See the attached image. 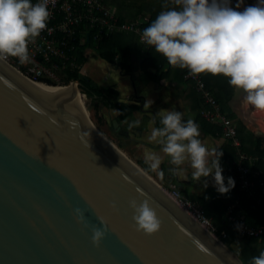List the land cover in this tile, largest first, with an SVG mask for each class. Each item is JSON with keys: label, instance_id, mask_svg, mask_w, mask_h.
I'll return each mask as SVG.
<instances>
[{"label": "water", "instance_id": "water-1", "mask_svg": "<svg viewBox=\"0 0 264 264\" xmlns=\"http://www.w3.org/2000/svg\"><path fill=\"white\" fill-rule=\"evenodd\" d=\"M132 198L150 201L158 232L135 230ZM97 213L107 219L99 246ZM0 264L234 263L85 124L76 90H32L0 64Z\"/></svg>", "mask_w": 264, "mask_h": 264}, {"label": "clouds", "instance_id": "clouds-1", "mask_svg": "<svg viewBox=\"0 0 264 264\" xmlns=\"http://www.w3.org/2000/svg\"><path fill=\"white\" fill-rule=\"evenodd\" d=\"M48 3L49 0H0V61L16 57L21 64L29 62V43L47 28ZM174 4L176 7L163 6L165 10L142 30L140 41L153 47L173 68L187 69L192 75H223L231 87L244 93L246 105L264 111V0L243 10H237L239 3L236 8L229 6V0H174ZM155 116L160 126L151 127L147 140L160 146L163 156L146 151L144 163L148 170L162 180L160 165L168 157L173 166L169 171L174 175L187 179L182 167L187 163L193 181L211 177L220 194L235 186L232 177L225 184L219 162L222 152L206 146L193 119L185 120L177 110L161 109ZM139 125L137 119L128 127ZM128 206L133 210L131 219L136 231L152 235L160 230L162 221L148 199L138 202L132 198ZM110 207L115 209V203ZM73 214L77 223L89 227L82 209H73ZM97 217L101 227H91L95 246L107 231V219L98 213ZM251 264H264V251L254 256Z\"/></svg>", "mask_w": 264, "mask_h": 264}, {"label": "crops", "instance_id": "crops-1", "mask_svg": "<svg viewBox=\"0 0 264 264\" xmlns=\"http://www.w3.org/2000/svg\"><path fill=\"white\" fill-rule=\"evenodd\" d=\"M104 1L111 7L116 16L122 15L124 17L123 20L126 21H138L140 26L149 16L148 11L145 9L146 5H159L161 6L160 11L165 10L163 7L165 4H167L168 8L176 7L174 0ZM238 3L240 7L237 10H243L246 6L256 4L257 0H242V2L241 0H230L229 6L236 8ZM137 43L139 42L137 41ZM141 60L142 55L139 51L132 53L129 57L130 70L126 73L121 71L118 66H112V63H107L102 60L103 63L99 60L102 63L100 69L104 86L111 87L116 91L114 100L136 106V109L128 116L117 122L120 133L122 134L121 136L125 140L122 142V148L126 151L127 157L133 160L143 171L142 168L148 170V166L144 163V153L146 151H155L163 156V153L160 152V146L155 143H150L147 137L150 135L151 127L160 126L159 118L155 116L158 111L161 109L177 110L182 112L185 120L191 118L199 125L201 133L200 139L209 149L215 148L217 151L222 152L219 162L223 169L222 175L225 177V184H227V178H233L234 174L231 166L232 159L229 157V148L231 146L219 132L212 134L201 128L197 120L199 104L190 90L189 82L176 78L172 70L168 71L166 75L160 77L157 75L156 78L149 79L140 68ZM167 66L164 64L161 72H166ZM110 71H113V77H110ZM147 71L153 73V69L151 68H147ZM207 75L210 77V81L219 87L216 90L222 98V103H224L225 108L232 114V120H236L240 126L249 131L254 137L259 138L261 143L264 144V111L246 105L242 99L244 93L241 90L231 87L227 82V78L223 75ZM227 93H229L228 97ZM109 115L112 117V120H115L116 111L109 107ZM137 119L140 120L139 127L129 129L128 124ZM154 120L155 123H153ZM229 120L232 123L231 119ZM168 159V157H164L160 165V169L164 172L162 180L156 173L148 170L150 173L148 174L144 171L158 186H166L168 189L174 188L182 195L195 197L206 203L216 198V201L224 207L236 202V200L233 202L230 201L232 192L229 191L226 194L218 193L211 177H202L199 181H193L191 179L192 169L187 163L182 166L187 179L172 174L169 168L173 166L169 164ZM205 182L207 186H205Z\"/></svg>", "mask_w": 264, "mask_h": 264}, {"label": "built area", "instance_id": "built-area-1", "mask_svg": "<svg viewBox=\"0 0 264 264\" xmlns=\"http://www.w3.org/2000/svg\"><path fill=\"white\" fill-rule=\"evenodd\" d=\"M32 2L36 3L38 0H32ZM48 9L50 17L47 28L28 45L29 62L21 64L16 57H8L2 61L32 81L54 80L57 82L60 75L64 78L66 72L77 73L79 64L76 62V56L79 47H83L80 52L83 55L84 48H94L95 42L113 33L135 34L137 41L147 47L140 41L143 30L140 23L135 20H118L104 0H49ZM182 78L191 84L203 105L199 111L200 117L210 124L217 125L220 135L234 149L235 158L231 166L238 192L251 198L255 205L261 206L264 210V155L257 158L240 150L235 128L220 109L200 74L192 75L187 69H182ZM69 82L76 83V81ZM65 85L67 84L63 83L61 86ZM258 161L260 165H257ZM165 194L197 224L204 227L212 236L214 235L213 226L197 202L180 194L174 188L168 189ZM234 209V203L226 205L224 218L238 236L258 237L264 232V219L260 224L249 225ZM224 236L223 231L217 235L219 239Z\"/></svg>", "mask_w": 264, "mask_h": 264}, {"label": "trees", "instance_id": "trees-1", "mask_svg": "<svg viewBox=\"0 0 264 264\" xmlns=\"http://www.w3.org/2000/svg\"><path fill=\"white\" fill-rule=\"evenodd\" d=\"M145 9L148 11L149 16L148 19L141 24V27L144 29L147 27L152 20L155 19L157 14L160 12L161 6L159 5H146ZM118 20H123L124 17L122 15L117 16ZM83 47H79L78 54L76 56V62L81 64L83 62V56L80 54ZM96 52V55L99 59L107 62L113 63L116 59L118 67L123 72H128L130 70L129 57L134 52H140L142 55V60L140 62V68L142 69L144 75L149 79H154L158 75L163 76L166 75L168 71L172 70L176 75V78L182 79V69L173 68L168 63L165 57L161 54L157 53L153 47L143 45L137 43V38L135 34L132 33H113L109 36L102 38L95 42V46L93 48ZM166 64L167 69L166 72H161L162 66ZM147 68L153 69V73H149ZM202 80L205 85L211 90L216 102L218 103L220 109L225 113L228 119H231L232 125L235 128L236 135L239 139L240 150L247 155L255 156L260 158L264 155V144L261 143V140L257 137H254L249 131L239 125L236 120H232L233 116L228 110L225 108L224 103H222V98L218 95L216 89L219 87L212 81H210V77L202 73L200 74ZM76 81L77 87L81 89V91L88 97L96 99L100 98L104 101V103L114 109L116 111V122L122 120L124 117L128 116L136 106L133 104H125L118 101H115L116 91L111 87L102 88L97 86L96 89L92 88L87 80H84L82 76L78 75L75 71L66 72L64 76V82ZM190 90L193 93L197 103L199 104V109L197 112V120L201 126V128L207 132L215 134L219 132V127L215 124H210L204 121L200 115L199 111L203 108V105L198 98L197 93L192 89L191 84ZM229 93H227V97ZM210 124V125H209ZM209 125V126H207ZM230 158L233 160L235 158V152L233 148H229ZM257 165H260L259 161ZM143 171L150 174L146 168H142ZM233 169V168H232ZM231 199L233 202L236 200L235 211L239 212L244 219V221L249 225H257L260 224L264 219V210L261 206H257L254 204L251 198H247L241 195L236 186L230 189ZM191 200L197 202L201 208L205 216L209 219V222L214 228V235H218L220 231L225 233L223 238H220V242L228 248L236 257L239 259L241 264H251L252 258L254 256H258L261 251H264V232L258 237H243L238 236L231 226V224L226 221L224 218V210L225 207L220 205L213 198L210 202H204L198 198L190 197Z\"/></svg>", "mask_w": 264, "mask_h": 264}, {"label": "rangeland", "instance_id": "rangeland-1", "mask_svg": "<svg viewBox=\"0 0 264 264\" xmlns=\"http://www.w3.org/2000/svg\"><path fill=\"white\" fill-rule=\"evenodd\" d=\"M82 52H83V55H82L83 56V62L81 64H79L78 69H77V74L80 76H86L87 78H89L90 80L95 82L96 86L106 88V86H104V83H103L104 81L102 80L103 76H102L101 69H100L102 63H100L99 60L100 61H102V60L97 57L96 52L93 48L92 49L91 48H84ZM117 62L118 61L115 59L111 65L112 66H118ZM113 75H114L113 71H110V77H113ZM106 79H108V78H106ZM36 82H38V83L40 82V83L45 84L47 86H49V85L50 86H56V85L61 86L63 83L67 84V85L69 83H71V82H67V83L64 82V78L61 75H60V78L58 79L57 82L54 80H38ZM61 88H74L75 90H77L78 94H81L83 96V104L80 105V108H81V110L84 109L85 116H86V119L88 120V122L93 127H95V129L101 135H103V137H105L113 146H115L121 153H123L127 157L126 151L122 148V142H124L125 140L121 136L122 134L120 132H118L117 130H113V128L111 127L112 117L109 115V107L104 103V101L100 98L93 99V98L86 96L81 91V89H79L77 86L74 87V85H72L70 87H61ZM130 161H132L135 164V162L133 160H130ZM137 167L139 168V166H137ZM146 175H148V174H146ZM159 187L164 193H166V191L168 190V188L166 186H159ZM213 236L220 242V240L217 236H215V235H213Z\"/></svg>", "mask_w": 264, "mask_h": 264}, {"label": "bare ground", "instance_id": "bare-ground-1", "mask_svg": "<svg viewBox=\"0 0 264 264\" xmlns=\"http://www.w3.org/2000/svg\"><path fill=\"white\" fill-rule=\"evenodd\" d=\"M0 64L4 66L9 72H11L16 78H18L23 84L32 90H53L61 87H70L74 85L73 83L68 84L67 86H47L42 83H38L28 79L23 76L20 72L9 66L8 64L0 61ZM75 87V86H74ZM74 89V88H73ZM75 90V89H74ZM77 91V90H76ZM77 102L78 107L85 124L119 157L121 158L132 170H134L140 177H142L148 185L158 193L165 201H167L176 211H178L186 220H188L197 230H199L204 236H206L214 245H216L234 264H238L237 259L230 253L228 250L222 246V244L212 236L204 227L197 224L189 215H187L183 210L178 208L174 203L168 200L164 192L161 191L160 187L142 170H140L132 161H130L123 153H121L115 146H113L103 135H101L95 127H93L88 120L86 119L84 109L81 110L80 105L83 104V96L77 92Z\"/></svg>", "mask_w": 264, "mask_h": 264}]
</instances>
